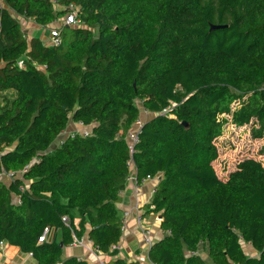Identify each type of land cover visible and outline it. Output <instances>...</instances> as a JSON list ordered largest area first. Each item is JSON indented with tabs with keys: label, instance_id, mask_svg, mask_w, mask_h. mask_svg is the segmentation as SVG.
Listing matches in <instances>:
<instances>
[{
	"label": "trees",
	"instance_id": "1",
	"mask_svg": "<svg viewBox=\"0 0 264 264\" xmlns=\"http://www.w3.org/2000/svg\"><path fill=\"white\" fill-rule=\"evenodd\" d=\"M71 3L80 26L63 25L52 0H3L0 246L36 264H89L64 257L86 235L106 264H140L111 250L133 160L138 182L160 177L144 207L164 234L153 264H264V165L245 159L226 180L213 166L229 122L264 137V0H59ZM24 20L60 22L62 44ZM71 122L90 134L58 143Z\"/></svg>",
	"mask_w": 264,
	"mask_h": 264
},
{
	"label": "crops",
	"instance_id": "2",
	"mask_svg": "<svg viewBox=\"0 0 264 264\" xmlns=\"http://www.w3.org/2000/svg\"><path fill=\"white\" fill-rule=\"evenodd\" d=\"M37 27L38 26L34 27V30ZM143 115V119H145L144 117H146V115ZM73 129H75V125L70 123L66 132ZM159 179L160 177L146 180L141 185V190L138 195L134 192L133 182H128L126 188L123 190L118 209L120 217L123 223H125V227L122 229V237L119 243L120 249L116 257H122L128 262L152 264L149 258L150 249L142 241L141 226L137 218L135 205L139 204V211L143 216L141 225L150 230V238L152 243L155 244L157 241L161 240L164 235L160 230V218L154 213L147 214L144 207L151 203ZM85 237L87 236L85 235ZM64 257H77L78 259L87 261L89 264H101L95 255L87 248L74 245L64 248ZM30 258L31 256H29V254L22 253L21 250L15 246L4 244L0 249V264H28ZM108 258L109 257L103 255L102 261L106 263Z\"/></svg>",
	"mask_w": 264,
	"mask_h": 264
},
{
	"label": "rangeland",
	"instance_id": "3",
	"mask_svg": "<svg viewBox=\"0 0 264 264\" xmlns=\"http://www.w3.org/2000/svg\"><path fill=\"white\" fill-rule=\"evenodd\" d=\"M23 23L30 31H34V23L31 20H24ZM56 23L57 24L54 23L45 27L39 26L34 32L43 40H46L49 37L51 29L60 27L61 23ZM143 114L144 113L141 115L142 119L144 116ZM71 123L72 125H75V129L62 134V136L57 141L58 143L64 139L65 136L75 133L79 130V125H77L75 122ZM216 145L219 150V157L213 163V166L217 175L222 180H226L230 173L236 170L237 165L245 159H255L264 165V137L258 139L253 138L250 126L238 127L235 124L229 122L225 125L223 134L220 138H218ZM3 179L6 181L8 180L6 177H3ZM244 247L249 254L254 255L255 252L249 249L248 245H245ZM199 254L203 258H207L206 248L203 251H200ZM28 264H35V262L32 258H30Z\"/></svg>",
	"mask_w": 264,
	"mask_h": 264
},
{
	"label": "built area",
	"instance_id": "4",
	"mask_svg": "<svg viewBox=\"0 0 264 264\" xmlns=\"http://www.w3.org/2000/svg\"><path fill=\"white\" fill-rule=\"evenodd\" d=\"M53 5L55 6L56 9H63L66 11L64 18L62 19V24L66 25V26H80L82 24L81 22V18L79 16V8L76 4L71 3L65 7L60 6L59 4V0H52ZM3 0H0V11L3 9ZM47 44L49 46H60L62 44V38H61V33L59 31V28L56 29H51V32L49 34V37L46 39ZM19 66L21 68H24V63L23 61L19 62ZM144 114L146 115V112H144ZM144 119L140 118L134 125L133 129L128 133L127 135V140H128V148L130 151V154L133 155L136 151L135 149V145L139 142V134L141 132L142 129V125H143ZM77 125H79V130L75 133L69 134L71 136H74L76 134H82L83 136H88L90 134V131L88 129H86L83 125L82 122H78L76 123ZM66 133V132H65ZM64 133V134H65ZM68 136V135H67ZM131 165V174L127 179V183L128 182H133L134 183V192L136 195H138L140 193L141 190V185L146 181L143 180L141 182L137 181V175H136V168L134 167V162L133 160H131V162H129ZM8 178L13 177L12 174H10L9 176H7ZM123 192V191H122ZM122 192H121V196H122ZM19 203H21L19 201ZM139 204L135 205L136 208V213H137V218L139 221V224L141 226V236H142V240L143 243L150 249L151 246L153 245L152 240L150 238V230H148L147 228H145L144 226L141 225L142 223V219L143 216L140 213V208L138 206ZM63 222L67 225L70 226V221L68 217H63L62 218ZM161 221V219H160ZM126 222V220H125ZM125 227V223H123L122 225V229H124ZM49 234V228H46L43 232V234L41 235V237L39 238V242L43 243L47 240ZM74 246L77 247H83V248H87L93 255H95V257L100 261L101 264H106L104 261H102V257L103 255H105L103 252L100 251V249L98 247H95L92 243V241H90L88 239V237H84L81 239L78 238H74V243L72 244ZM4 246V243H1L0 249ZM120 246L119 245H113L111 247V250H119ZM196 253L191 252V255H195ZM30 256H32V254H29ZM153 264V263H152Z\"/></svg>",
	"mask_w": 264,
	"mask_h": 264
},
{
	"label": "water",
	"instance_id": "5",
	"mask_svg": "<svg viewBox=\"0 0 264 264\" xmlns=\"http://www.w3.org/2000/svg\"><path fill=\"white\" fill-rule=\"evenodd\" d=\"M223 28V26H215V25H211V30H216V29H220ZM188 126V125H186ZM159 218L161 219V217L159 216Z\"/></svg>",
	"mask_w": 264,
	"mask_h": 264
}]
</instances>
